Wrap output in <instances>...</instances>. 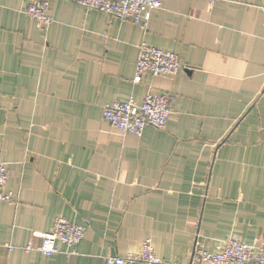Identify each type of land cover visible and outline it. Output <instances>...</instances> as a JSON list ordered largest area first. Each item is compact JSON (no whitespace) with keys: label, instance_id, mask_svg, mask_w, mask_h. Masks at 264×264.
<instances>
[{"label":"crops","instance_id":"1","mask_svg":"<svg viewBox=\"0 0 264 264\" xmlns=\"http://www.w3.org/2000/svg\"><path fill=\"white\" fill-rule=\"evenodd\" d=\"M0 0V264H106L138 251L189 264L231 235L264 246V0H160L145 27L73 0ZM178 55L174 76L134 82L138 43ZM174 95L165 129L120 133L102 117L147 88ZM57 216L83 225L77 254L40 238ZM28 245L31 248H26Z\"/></svg>","mask_w":264,"mask_h":264},{"label":"built area","instance_id":"2","mask_svg":"<svg viewBox=\"0 0 264 264\" xmlns=\"http://www.w3.org/2000/svg\"><path fill=\"white\" fill-rule=\"evenodd\" d=\"M86 9H96L117 16L121 20H131L145 27L143 13L157 9L160 0H73ZM219 0H208L214 3ZM48 0H31L25 13L38 22L49 23ZM135 63V74L132 80L140 82L145 73L155 76H174L181 68L178 55L164 51L144 40L138 43ZM174 95L170 92L147 88L142 100L138 103L132 97L113 99L102 109V117L120 133L140 135L144 127L152 126L165 129L168 119L173 114ZM8 177L5 162L0 159V202H14L16 199L10 191L4 190ZM85 227L68 221L64 216L53 219L47 231H32V235L40 238L36 249L44 256L58 252L56 241L67 246L66 254L75 256V246L83 238ZM26 248H31L28 245ZM106 264H176L161 259L155 254L152 240L147 238L135 252L125 255L105 257ZM189 264H264V246L254 242L248 244L238 236L231 235L206 246L197 238L194 241Z\"/></svg>","mask_w":264,"mask_h":264}]
</instances>
